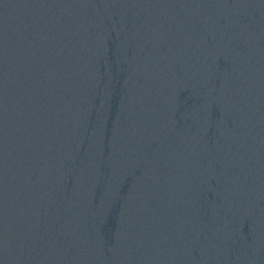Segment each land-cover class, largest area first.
Here are the masks:
<instances>
[{
	"label": "water",
	"instance_id": "water-1",
	"mask_svg": "<svg viewBox=\"0 0 264 264\" xmlns=\"http://www.w3.org/2000/svg\"><path fill=\"white\" fill-rule=\"evenodd\" d=\"M0 264H264V0H0Z\"/></svg>",
	"mask_w": 264,
	"mask_h": 264
}]
</instances>
